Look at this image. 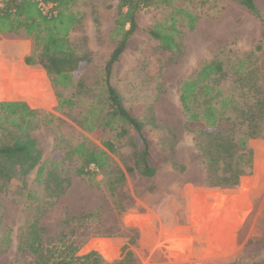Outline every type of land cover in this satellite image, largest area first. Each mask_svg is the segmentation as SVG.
I'll list each match as a JSON object with an SVG mask.
<instances>
[{
	"label": "rangeland",
	"instance_id": "1",
	"mask_svg": "<svg viewBox=\"0 0 264 264\" xmlns=\"http://www.w3.org/2000/svg\"><path fill=\"white\" fill-rule=\"evenodd\" d=\"M114 2L73 0L70 5L79 22L69 31V41L79 53L88 52L91 57V62L77 71L92 88L89 95L82 96L83 103L77 109L58 108L49 75L38 65L25 64L24 58L32 49L30 38L12 32L0 34L1 78L7 81L14 78L12 74L19 75L30 89L26 99L0 96V100L23 101L29 108L52 116L50 123H41L31 135L42 158H59L63 175L70 181L65 193L56 199L43 196L42 186L34 181L35 170L0 185V264H22L15 261L17 239L34 216H39L50 234L72 230L76 255L95 251L108 263L119 260L125 248L136 264H264V137L247 139L251 166L235 187H210L178 102L180 83L214 56L223 61L228 76L222 88L231 99L226 117L238 121L242 116L235 109L252 105L256 98L262 100L264 21L238 0H174L177 6L196 13L198 21L192 30L182 29L179 51H170L158 47L148 35L154 21L169 9L138 13L137 28L109 79L123 105L144 125L157 162L152 177L126 175L122 190L125 209L118 220L135 231L129 243L128 237L110 231L117 219L113 218L106 176L99 172L87 180L72 171L71 148L82 141L105 150L102 141L109 140L117 151L109 153L110 159L121 167L133 164L128 142L131 133L116 138L114 131L100 127L95 136L82 123L88 105L97 101L93 96L100 89L104 62L114 45L110 36ZM255 5L264 20V0H255ZM238 64L241 67L236 71ZM235 72L244 78L239 84L233 81ZM72 90L65 89L63 95ZM255 117L263 121L264 134V112ZM221 124L227 126L226 120ZM235 135L240 136L239 131ZM90 169L95 170L94 166ZM28 191L43 198L46 206L35 201L29 205L25 200Z\"/></svg>",
	"mask_w": 264,
	"mask_h": 264
},
{
	"label": "trees",
	"instance_id": "2",
	"mask_svg": "<svg viewBox=\"0 0 264 264\" xmlns=\"http://www.w3.org/2000/svg\"><path fill=\"white\" fill-rule=\"evenodd\" d=\"M42 1L53 2L56 12L43 14L37 0H0V34L12 32L30 38L32 49L24 58L25 64L38 65L46 71L56 89L58 108L77 109L83 103L82 96L89 95L92 89L80 75L77 76V71L87 66L91 57L88 52L79 53L68 38L69 31L79 22V18L71 10L73 0ZM238 3L264 21L256 8L255 0H238ZM112 7L115 9V17L110 36L114 45L104 62V79L100 89L93 96L97 101L88 105L82 123L84 129L95 136V130L100 127L114 131L116 138L131 133L128 142L133 150V164L121 167L114 163L109 153L115 155L117 151L109 140L102 141L105 150L88 146L82 141L71 148L74 156L72 171L87 180H92L99 172L106 176L113 218L117 219L110 226V231L128 237V242L132 243L134 238L131 233L134 234L135 231L123 227L118 220L125 209L122 192L125 178L132 173L152 177L156 173L157 162L141 120L123 105L120 94L109 83L111 71L137 28V15L141 11L169 9L154 21L148 35L158 47L170 51H179L182 29L192 30L198 17L188 7L177 6L174 0H115ZM240 67L238 64L236 71ZM235 74L233 81L241 83L244 78L237 72ZM1 75V97L26 99L30 89L23 77L12 74L14 78L3 81ZM227 77L223 61L214 56L178 87V102L185 115V126L194 136L198 156L205 169V181L210 187H235L240 177L250 170L251 153L246 146L247 139L264 137L261 127L263 121L255 117L262 116L264 112V98H256L252 105H246L244 109H235L242 116L238 121L225 116L231 101L222 89ZM70 87H73L70 94L63 95V91ZM103 103L104 106H101ZM100 115L101 122L95 126ZM223 120H226L227 126L221 124ZM51 121L49 113L31 109L23 101L0 100L1 186L12 180L22 179L35 170L34 181L42 186L44 197L56 199L65 193L70 181L63 175L59 158L54 156L43 159L42 151L31 135L32 129ZM236 130L240 136L235 135L238 132ZM90 166H94L95 170H91ZM25 197L29 205L35 201L39 206H46L43 198L30 191L25 192ZM4 240L9 241L8 237ZM76 251L72 230L69 233L50 234L49 229L39 222V216H34L26 222L17 239L15 261L22 264H136L131 252L125 248L121 249V258L110 263L103 261L95 251L82 255H76Z\"/></svg>",
	"mask_w": 264,
	"mask_h": 264
},
{
	"label": "built area",
	"instance_id": "3",
	"mask_svg": "<svg viewBox=\"0 0 264 264\" xmlns=\"http://www.w3.org/2000/svg\"><path fill=\"white\" fill-rule=\"evenodd\" d=\"M37 4L43 14L49 15L51 13L56 12V10L54 9L55 4L53 2L50 1L44 2L42 0H37Z\"/></svg>",
	"mask_w": 264,
	"mask_h": 264
}]
</instances>
